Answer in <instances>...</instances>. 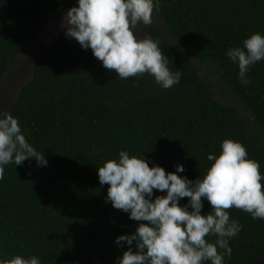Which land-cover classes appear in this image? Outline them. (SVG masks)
Segmentation results:
<instances>
[{
  "label": "trees",
  "instance_id": "trees-1",
  "mask_svg": "<svg viewBox=\"0 0 264 264\" xmlns=\"http://www.w3.org/2000/svg\"><path fill=\"white\" fill-rule=\"evenodd\" d=\"M76 3L0 0V80L51 17ZM154 15L166 35L145 28L140 39L158 41L169 69L182 71L181 83L172 88H161L147 73L116 78L91 49L66 34L35 61L32 79L10 113L47 166L35 159L5 166L0 260L19 255L36 256L41 264H115L128 248L117 247L116 238L147 223L113 208L106 202L110 186L99 182L97 169L118 159L122 150L143 155L149 167L161 166L166 173L182 164L186 171L177 175L195 181L214 163L208 154L218 156L222 142L231 139L246 148L248 159L259 162L264 176L263 137L253 133L246 115L215 98L197 66L213 70L264 131V60L247 73L252 82L244 86L238 65L227 57L250 35L264 34V0H159ZM161 195L166 191L154 190L153 199ZM188 200L181 199V206ZM203 205L201 214L207 215L211 205L206 199ZM226 211L242 231L229 240L233 251L225 264H264V219L235 207Z\"/></svg>",
  "mask_w": 264,
  "mask_h": 264
},
{
  "label": "clouds",
  "instance_id": "clouds-1",
  "mask_svg": "<svg viewBox=\"0 0 264 264\" xmlns=\"http://www.w3.org/2000/svg\"><path fill=\"white\" fill-rule=\"evenodd\" d=\"M77 4L62 17L66 37L75 39L84 50L91 49L105 69L117 73L116 78L126 80L147 73L163 89L181 83L182 71L169 69L159 42L135 35L139 24L153 23L159 0H77ZM227 57L238 65L241 83L249 85L252 81L247 73L264 60V34L250 35L243 47L230 48ZM221 148L218 156L208 154L207 159L214 163L203 179L195 181L177 175L186 171L182 164L175 166V172L166 173L161 166L149 167L143 155L130 156L126 150L97 169L100 184L110 186L106 202L128 213L133 221L147 222L139 223L133 234L116 238L117 247L126 244L128 248L115 264H225V257L231 258L229 240L239 235L242 225L230 219L226 210L235 207L253 219H264V176L259 162L247 158L240 142L226 139ZM30 159L47 166L43 153L22 133L18 119L0 110V180L6 165L19 166ZM154 190L166 191V195L153 199ZM185 197L188 203L181 206ZM205 199L211 211L202 215ZM209 236L217 239L209 242ZM0 264L41 261L36 256L17 255L0 260Z\"/></svg>",
  "mask_w": 264,
  "mask_h": 264
},
{
  "label": "rangeland",
  "instance_id": "rangeland-1",
  "mask_svg": "<svg viewBox=\"0 0 264 264\" xmlns=\"http://www.w3.org/2000/svg\"><path fill=\"white\" fill-rule=\"evenodd\" d=\"M78 6V4H74ZM67 13L63 12L59 15L52 16L50 22L42 30L39 36L26 48L25 52L18 57L10 66L7 74L0 80V110H11V106L17 98L21 88L28 84L33 76V66L35 61L44 55L53 43L65 34L62 28V17ZM145 28H159L165 32L163 24L153 14V23L145 26L142 23L135 29V35L141 38V31ZM169 39V38H168ZM202 77L210 84L215 98L223 104L239 110L243 115L249 118V125L253 133L259 134L264 139V131L257 124L252 114L245 109L240 102L234 98L224 85L221 84L218 75L211 69L197 63Z\"/></svg>",
  "mask_w": 264,
  "mask_h": 264
}]
</instances>
